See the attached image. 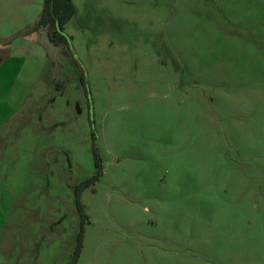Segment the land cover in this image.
<instances>
[{
	"label": "rangeland",
	"instance_id": "rangeland-1",
	"mask_svg": "<svg viewBox=\"0 0 264 264\" xmlns=\"http://www.w3.org/2000/svg\"><path fill=\"white\" fill-rule=\"evenodd\" d=\"M36 2L0 0L48 55L0 88V264H264V0H73L69 47Z\"/></svg>",
	"mask_w": 264,
	"mask_h": 264
},
{
	"label": "crops",
	"instance_id": "crops-1",
	"mask_svg": "<svg viewBox=\"0 0 264 264\" xmlns=\"http://www.w3.org/2000/svg\"><path fill=\"white\" fill-rule=\"evenodd\" d=\"M8 0H3V4H6ZM40 4V5H39ZM3 8V7H1ZM42 10V0H37L36 6L31 10V17L26 24V27H29L34 24L39 14ZM3 14V10L1 11ZM28 25V26H27ZM24 24L17 26L4 25L3 19L0 23V88H3V76L6 73H17L21 74L24 71H30L29 65L36 64L38 65L40 60H46L48 55L45 54L41 47H46L43 43L39 41V35L36 32H27L26 35L17 37L12 40L13 35L19 33L20 30L25 29ZM7 38L6 43L3 40ZM9 40V41H8ZM3 50H6L7 53L3 54ZM9 61H12V68L8 71L5 68V64Z\"/></svg>",
	"mask_w": 264,
	"mask_h": 264
},
{
	"label": "trees",
	"instance_id": "trees-1",
	"mask_svg": "<svg viewBox=\"0 0 264 264\" xmlns=\"http://www.w3.org/2000/svg\"><path fill=\"white\" fill-rule=\"evenodd\" d=\"M76 9L73 4V0H42V10L39 14L37 21L35 22L36 28L48 29L52 28V37L50 38L53 45H57L61 39L65 41L67 47H69L70 38H66L64 33V25L75 15ZM68 39V40H67ZM84 81V80H83ZM95 166L98 168V175L101 173L100 160L97 155H94ZM87 185V182L83 183L80 188L82 189ZM76 199L78 208L83 214L82 205L79 202V190H76Z\"/></svg>",
	"mask_w": 264,
	"mask_h": 264
}]
</instances>
